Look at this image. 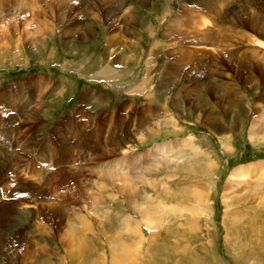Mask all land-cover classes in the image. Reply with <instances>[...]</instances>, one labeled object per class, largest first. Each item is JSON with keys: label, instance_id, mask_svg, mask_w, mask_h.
Here are the masks:
<instances>
[{"label": "rangeland", "instance_id": "374dc122", "mask_svg": "<svg viewBox=\"0 0 264 264\" xmlns=\"http://www.w3.org/2000/svg\"><path fill=\"white\" fill-rule=\"evenodd\" d=\"M262 168L264 0H0V264H264Z\"/></svg>", "mask_w": 264, "mask_h": 264}, {"label": "bare ground", "instance_id": "6f19581e", "mask_svg": "<svg viewBox=\"0 0 264 264\" xmlns=\"http://www.w3.org/2000/svg\"><path fill=\"white\" fill-rule=\"evenodd\" d=\"M57 1V0H56ZM68 1H73L74 2V0H61V2H63V3H66V2H68ZM44 3V2H43ZM73 4V3H72ZM203 5V4H202ZM60 6H61V4H60ZM45 8V7H44ZM44 10V9H43ZM48 11V13L50 12V11H52V9L50 8V7H48V9H47ZM119 10V9H118ZM39 11V10H38ZM45 14H47V13H44V15ZM109 18V17H108ZM113 19V18H112ZM15 23V22H14ZM180 143V142H179ZM179 143H177L176 145H173V144H163V145H160V146H158V147H155V152H159V154H158V156H162V157H164V155L165 154H167L168 152H170V151H173L175 148H178L179 147ZM186 143V142H185ZM187 145H189L188 143H186ZM186 144H185V146H186ZM171 147H172V149H171ZM167 152V153H166ZM155 154V153H154ZM157 157V156H156ZM261 165V164H260ZM253 166H255V165H253ZM262 166V165H261ZM256 167V166H255ZM255 167H252V166H249V167H247V166H243V167H241V170H239V169H236L234 172H233V174L231 175L232 176V179H240V178H250L249 176L251 175V171L253 170V169H255ZM263 169V168H262ZM110 170V169H109ZM106 171H108V169H106L104 172H106ZM110 171H112V170H110ZM261 171H263L264 172V169L263 170H261ZM231 180V179H230ZM92 218V217H91ZM82 239V238H81ZM152 248V247H151ZM235 248V247H234ZM233 248V249H234ZM236 249V248H235ZM234 249V250H235ZM117 255V254H116Z\"/></svg>", "mask_w": 264, "mask_h": 264}]
</instances>
